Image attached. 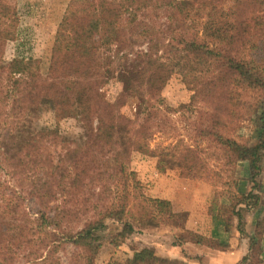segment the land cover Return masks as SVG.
I'll use <instances>...</instances> for the list:
<instances>
[{
	"label": "trees",
	"instance_id": "16d2710c",
	"mask_svg": "<svg viewBox=\"0 0 264 264\" xmlns=\"http://www.w3.org/2000/svg\"><path fill=\"white\" fill-rule=\"evenodd\" d=\"M21 27L18 0H0V70L3 42L17 50L0 80V264H62L68 246L70 264H95L106 221L122 224L110 238L118 247L180 216L170 201L144 195L130 169L142 154L158 157L162 169L179 167L184 178L214 173L197 146L150 148L156 106L174 76L210 111L204 135L229 162H250L252 190L233 194L218 214L229 227L236 218L245 233L248 212L263 209L258 241L243 260L263 264L264 194L256 182L264 164V0H74L46 73L21 49ZM113 81L123 84L115 98L104 91ZM248 112L258 120L252 145L226 135ZM177 236L223 247L187 230ZM163 263L146 246L119 264Z\"/></svg>",
	"mask_w": 264,
	"mask_h": 264
},
{
	"label": "rangeland",
	"instance_id": "374dc122",
	"mask_svg": "<svg viewBox=\"0 0 264 264\" xmlns=\"http://www.w3.org/2000/svg\"><path fill=\"white\" fill-rule=\"evenodd\" d=\"M73 2L74 0H18V6L22 14L21 38L24 40V47L21 49L31 50L37 60L39 69L43 73H46L48 69L58 26L68 20ZM16 53L15 43L3 42L0 80L7 79L9 64ZM122 90L123 84L118 81H113L104 88V91L111 98H115ZM160 96L161 103L156 106L157 113H155L152 123L153 137L150 141V148L159 152V148L175 145L179 141L192 147L197 146L213 167L214 173L212 172L210 180L186 179L208 184L214 188L215 201L220 200L221 197H226L230 203L232 195L238 192L239 179L241 178H239L238 172L240 169L238 165L241 161L229 162L223 151L224 149L217 145L213 138L204 135V130L210 125V111L207 106L196 104L193 87L184 82L179 76H174L169 81ZM129 110L136 112L137 103L131 102ZM61 124L63 129L70 130L71 125L74 123L69 121ZM257 127L258 120L256 122V117L252 119L251 114L248 112L242 115L239 120L230 123V131L226 135L233 138L237 137L240 141H248L252 145L256 143L258 137V134H256ZM130 169L136 172L141 185V192L147 197H150L151 187L155 186L159 175H167L173 171L177 177L184 178L179 167L169 165L162 169L159 158L151 155L134 154ZM251 173L253 175L252 170ZM257 180L258 191L264 194V164ZM252 184L254 186L255 183L252 182ZM28 206H31V202L28 203ZM185 219L186 214H180L179 217L174 218L173 222L156 227L162 230H172L174 235L180 234ZM83 224L75 225L73 229H81ZM106 224L107 228L103 233L105 239L95 264H119L135 250L146 246H154L155 241L162 245L167 243L165 233H162V236L160 234H158L159 236H152L151 231L156 227L149 226L138 230L117 247L110 242V238L121 230L122 224L112 220L106 221ZM74 250L73 247L68 246L65 251L60 253L62 264H70ZM156 251L158 253V250ZM20 263L23 264L24 261ZM178 264L186 263L179 262Z\"/></svg>",
	"mask_w": 264,
	"mask_h": 264
},
{
	"label": "crops",
	"instance_id": "0c3cea01",
	"mask_svg": "<svg viewBox=\"0 0 264 264\" xmlns=\"http://www.w3.org/2000/svg\"><path fill=\"white\" fill-rule=\"evenodd\" d=\"M239 163L238 173L241 178L238 192L248 194L253 186L250 162ZM150 197L168 200L175 213L186 214L182 230L217 241L223 246L214 248L189 240L179 241L177 234L174 235L172 230L156 227L151 231L152 236L166 234L165 245L155 241L152 246L165 260L163 264H251V260L248 259L244 263L243 260L251 253V240L259 234L256 223L262 214V208H253L248 212L246 232L241 233L237 228L236 218L229 227L218 214L219 206L229 204L228 198L221 197L215 201L213 187L201 181L179 178L173 171L158 176L155 186L151 187ZM260 259L264 264V234L261 238Z\"/></svg>",
	"mask_w": 264,
	"mask_h": 264
}]
</instances>
